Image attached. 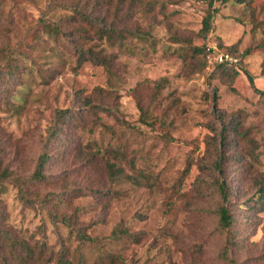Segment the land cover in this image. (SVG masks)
<instances>
[{
	"label": "rangeland",
	"instance_id": "obj_1",
	"mask_svg": "<svg viewBox=\"0 0 264 264\" xmlns=\"http://www.w3.org/2000/svg\"><path fill=\"white\" fill-rule=\"evenodd\" d=\"M148 1H124L118 19L144 37L124 49L93 45L115 57L113 74L90 61L78 67L73 48L35 24L39 12L31 8L35 19L27 18L22 31L32 33L21 47L27 55L19 62L20 78L11 82L7 103L0 102V169L20 179L30 175L56 109L85 115L84 97L100 89L112 90L117 104L111 115L98 112L100 121L67 123L68 144L51 149L48 182L29 185L35 206H26L12 184L0 185L6 225L55 253L62 243L74 251L80 241L54 218L70 216L76 229L95 238L82 250L89 264L100 256H119L117 264H225L218 259L224 241L216 213L220 178L243 233L239 262L264 264V206L255 200L264 184V98L242 69L236 78L222 76L202 54L182 57L190 46L215 45L241 58V68L264 90V0H217L219 13L208 34L202 31L206 2ZM6 4L11 8L9 0ZM39 6L44 8L45 0ZM72 15L57 2L49 19L66 31L76 29ZM238 115L254 141L250 152L237 140L222 148L220 134ZM219 152L221 172L215 164ZM109 161L126 178L112 180L105 167ZM117 227L138 240H105L100 248Z\"/></svg>",
	"mask_w": 264,
	"mask_h": 264
},
{
	"label": "trees",
	"instance_id": "obj_2",
	"mask_svg": "<svg viewBox=\"0 0 264 264\" xmlns=\"http://www.w3.org/2000/svg\"><path fill=\"white\" fill-rule=\"evenodd\" d=\"M126 0H45L44 8H40L39 0H9L11 8L6 4V0H0V102H5L7 94L9 93V86L11 82H16L18 78L19 62L21 58L26 57L27 53L21 51L24 41L31 35L29 30L23 31L25 25L28 24L27 18L35 19L33 9L39 12L38 19L35 24H41L49 32L56 33L63 43H67L70 48H73L71 54L75 57L77 66H81L86 62H92L96 66H100L109 74L114 73L115 57L105 53V49L96 50L95 42L107 44L109 46H116L124 49L129 45L132 39L144 37L145 34L138 31V29L126 28L120 18V5ZM135 3L144 4L149 3L148 0H133ZM208 4L209 8L207 14L203 19L202 31L205 34L210 33L214 28V20L219 13V7L216 6L217 0H199ZM60 3L61 6H66L73 12L72 19L76 23V29L64 30L60 23L52 24L49 19V13L53 8V4ZM237 2H245L237 0ZM119 6V8H118ZM112 7H116L114 12L110 11ZM33 8V9H31ZM16 10V13H13ZM33 15H30V14ZM123 16L121 15V18ZM20 22H22V27ZM86 36L82 39L79 32ZM92 35V37H90ZM148 36V35H147ZM77 38V40H76ZM14 41V42H13ZM93 42V43H92ZM222 50V49H221ZM233 51V48L229 49ZM225 51V50H223ZM192 57H198L201 54L207 55V46L195 47L190 46L182 53V57L187 61L189 54ZM229 52V51H226ZM232 56L238 58V64H215L213 66V73H219L222 76L231 74L236 78L243 70L244 74L250 79L254 91L264 98V90L258 89L254 85V81L250 73L246 69L241 68L242 59L229 52ZM204 61V58L202 59ZM203 63L205 67L206 63ZM95 92L88 97H84L83 115L77 110L71 108L56 109L54 111L53 119L50 126L46 130V137L42 138V144L39 154L34 160V166L29 176L24 179L17 178L9 173L7 169H0V185L4 183L12 184L17 189V196L28 207H33L34 201L30 198L29 185L34 183H43L47 181L45 171L47 165L51 160V149L65 147L68 144L66 137H63L65 127L69 121L80 120V124H84L87 117L97 122L100 121L98 112L103 111L111 115L116 109L117 98L113 95L112 90H94ZM217 92H214L213 100L217 102ZM67 135V133H66ZM249 134L245 132L244 120L241 115L231 119L226 125L221 134L220 140L222 148H226L233 140L244 143L243 150L250 152V148L254 145V141L248 138ZM225 157V156H224ZM223 158L221 152L215 164L218 171L221 172L220 160ZM106 170L109 177L116 182L126 178L123 169L113 162H107ZM131 179V177H130ZM133 181L137 184L136 179ZM216 190L221 204L216 210L218 216V231L223 235L224 241L222 248L219 250L218 259L225 264H243L239 262L236 252L241 248V240L243 233L239 229V223H236L234 213L229 207L230 194L227 184L220 178L217 180ZM100 193V191H96ZM256 205L261 208L264 206V184L261 185L258 193L255 196ZM46 205V200L41 202V206ZM0 195V264H89L88 259L83 255L82 250L85 249L87 243H94L95 238L90 236L87 232L76 229L70 216H62L54 218L62 222L69 230L70 237L76 235L80 241V248L72 250L70 245L61 244V249L55 253L52 248L48 247L46 243L32 244L29 240L19 237L11 228L6 225V215L3 210ZM45 208V207H44ZM241 225H252L251 223H240ZM238 225V227H237ZM138 240L127 228L117 227L112 230L109 237H104L100 248L103 249L104 241L114 240ZM70 240V238H69ZM106 251V250H105ZM107 252V251H106ZM106 258L98 257L94 264H117L119 256ZM121 258V257H120ZM250 261L251 259H247Z\"/></svg>",
	"mask_w": 264,
	"mask_h": 264
},
{
	"label": "built area",
	"instance_id": "obj_3",
	"mask_svg": "<svg viewBox=\"0 0 264 264\" xmlns=\"http://www.w3.org/2000/svg\"><path fill=\"white\" fill-rule=\"evenodd\" d=\"M206 58H207L209 67L214 66L215 64H221V63L236 65L239 62L238 58L232 56L229 52L221 50L215 45L207 48Z\"/></svg>",
	"mask_w": 264,
	"mask_h": 264
}]
</instances>
